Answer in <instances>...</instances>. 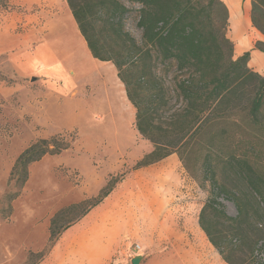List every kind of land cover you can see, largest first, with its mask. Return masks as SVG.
Returning <instances> with one entry per match:
<instances>
[{
  "label": "rangeland",
  "instance_id": "1",
  "mask_svg": "<svg viewBox=\"0 0 264 264\" xmlns=\"http://www.w3.org/2000/svg\"><path fill=\"white\" fill-rule=\"evenodd\" d=\"M86 1L90 7L86 13L83 12L86 27L99 47L103 45L105 49H120L121 42L116 33L119 26H123L125 32H129L141 44L142 32L137 27L138 6H133L127 0H118L130 12L122 20H108L104 13L99 12V0H74L82 9L83 6L87 7L84 5ZM221 1L227 6L226 0ZM246 6H250L251 20L252 0H241L240 13L245 11ZM28 11L23 4L0 0V264H44L49 256L37 263L35 259L29 261L31 255L38 256L47 251L50 222L58 211L90 198L86 197L88 174L106 179V182L111 176L123 173L127 174L126 178L140 175L149 182L146 187L149 212L158 214L157 222L165 223L164 230L182 229L183 223L178 218L184 212L199 222L203 208L211 199L209 189L201 187L189 175L177 154L146 168L133 170L140 160L154 150V144L136 128L137 110L133 107L131 117L118 123L110 122L108 115L100 113L97 94L100 97L101 91L105 90L106 93L103 85L105 78H97L94 72L83 75L79 70L80 65H83L81 57L75 61H66L61 74H48L41 66H37L30 55L34 45L29 48L26 44L27 30L24 25ZM258 18L264 31V19L261 15ZM227 36L234 44V59H237V44L231 33L230 10ZM245 36L250 39L245 52L257 50L256 43L264 42V34L253 26L252 20L251 28ZM90 57L97 64L111 70L114 79H118L126 91L113 62L99 61L91 52ZM249 67L254 71L253 67ZM157 72L165 81L167 98L170 108H173L164 116L170 117L181 107V100L174 93L175 78L180 73L175 67L159 62ZM84 111L87 112L86 117L81 115ZM234 123L224 125L227 132L234 135V140L237 136L256 141L259 139L262 142L259 149L264 152V132L245 120ZM55 136L66 138L71 142L70 148L33 163L29 167V180L21 195L10 201L7 195L16 190L9 178L17 158L33 143ZM258 166L264 171V163ZM214 198L228 217H238L231 201L220 196ZM76 215L78 213L71 214L68 219H75ZM174 217L178 220L175 221ZM218 221V227H213V234L225 252L233 246L241 245L242 250L253 246L256 251L251 257L247 256L246 260L264 264V238L258 239L255 234H250L249 239L237 241L232 224L224 218ZM79 223H72L63 236ZM198 226L201 229L200 224ZM206 242L211 245L213 254L219 255L220 264H227L207 236ZM135 245L131 246L127 254L129 262L133 261L134 256L141 257L144 254L143 248L140 252L135 251ZM243 257L241 255L239 258Z\"/></svg>",
  "mask_w": 264,
  "mask_h": 264
},
{
  "label": "trees",
  "instance_id": "2",
  "mask_svg": "<svg viewBox=\"0 0 264 264\" xmlns=\"http://www.w3.org/2000/svg\"><path fill=\"white\" fill-rule=\"evenodd\" d=\"M127 1L139 7L137 27L142 40L139 44L119 26L118 51L99 47L89 35L83 15L90 8L88 1L84 4L86 8L82 5L83 9L74 0L68 3L92 56L102 62H113L117 68L128 99L137 110L136 128L154 144V150L133 170L177 154L189 175L210 191L211 199L199 219L210 243L227 264H254L246 257H251L256 247L242 250L241 245L233 246L225 252L214 238L213 227L224 218L232 224L237 241L249 239L250 234L264 238V171L258 166L264 163V152L259 149L262 142L238 136L234 140V135L224 126L245 120L264 132V75L249 67L251 52L234 59V44L227 36L229 10L223 1ZM99 3V12L108 20H122L130 12L118 0H99ZM251 13L253 26L264 34L258 18L261 15L264 19V0H252ZM256 49L264 53V42H257ZM158 62L173 66L180 73L175 78L174 93L181 100V107L170 117L164 116L173 108L167 98L165 81L157 72ZM70 146L71 142L61 136L30 145L12 168L9 182L16 191L7 198L12 201L21 195L33 163L45 156L58 155ZM126 176V173L111 176L97 196L58 211L50 222L47 251L38 256L32 254L29 261L43 262L72 223L81 221L102 204ZM219 196L234 204L237 218L228 217L220 209L214 198ZM74 213H78L76 218L69 220ZM238 254L244 257L241 259Z\"/></svg>",
  "mask_w": 264,
  "mask_h": 264
},
{
  "label": "crops",
  "instance_id": "3",
  "mask_svg": "<svg viewBox=\"0 0 264 264\" xmlns=\"http://www.w3.org/2000/svg\"><path fill=\"white\" fill-rule=\"evenodd\" d=\"M9 1L23 4L29 10L24 25L26 44L29 48L34 45L30 55L37 66L48 74H61L66 61L81 57L83 65L79 70L83 75L94 72L97 78H105L103 85L107 94L105 90L100 92V97L97 94L99 112L108 115L112 123L131 117L133 105L123 85L114 79L111 70L91 59L68 0ZM226 3L230 10L231 33L237 44L235 58H239L250 43L245 36L251 28L250 6L240 13L241 0H226ZM249 65L264 75V53L251 51ZM86 114L81 113L82 117ZM134 176L127 177L75 229L68 231L44 264H132L127 254L133 244L142 245L144 249L140 264H220L221 259L213 254L199 222L187 212L178 218L183 223L182 229L164 230L165 223L157 222L158 214L149 212L146 190L149 182L140 175ZM105 184L106 179L88 174L86 197L96 196ZM178 219L174 217L175 221Z\"/></svg>",
  "mask_w": 264,
  "mask_h": 264
},
{
  "label": "water",
  "instance_id": "4",
  "mask_svg": "<svg viewBox=\"0 0 264 264\" xmlns=\"http://www.w3.org/2000/svg\"><path fill=\"white\" fill-rule=\"evenodd\" d=\"M142 260V257L138 256V257H135L132 261V264H140Z\"/></svg>",
  "mask_w": 264,
  "mask_h": 264
},
{
  "label": "built area",
  "instance_id": "5",
  "mask_svg": "<svg viewBox=\"0 0 264 264\" xmlns=\"http://www.w3.org/2000/svg\"><path fill=\"white\" fill-rule=\"evenodd\" d=\"M141 250H142V247L140 245L136 244L135 245V251L140 252Z\"/></svg>",
  "mask_w": 264,
  "mask_h": 264
},
{
  "label": "bare ground",
  "instance_id": "6",
  "mask_svg": "<svg viewBox=\"0 0 264 264\" xmlns=\"http://www.w3.org/2000/svg\"><path fill=\"white\" fill-rule=\"evenodd\" d=\"M106 72V71H105ZM107 73V72H106Z\"/></svg>",
  "mask_w": 264,
  "mask_h": 264
}]
</instances>
